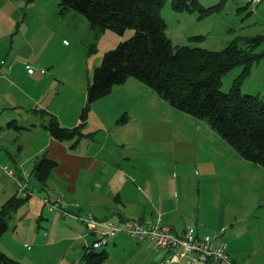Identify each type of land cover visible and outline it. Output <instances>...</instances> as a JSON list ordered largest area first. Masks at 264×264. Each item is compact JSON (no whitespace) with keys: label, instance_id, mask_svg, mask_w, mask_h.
I'll list each match as a JSON object with an SVG mask.
<instances>
[{"label":"crops","instance_id":"0c3cea01","mask_svg":"<svg viewBox=\"0 0 264 264\" xmlns=\"http://www.w3.org/2000/svg\"><path fill=\"white\" fill-rule=\"evenodd\" d=\"M50 1L33 0L25 5L22 0L20 9L25 11L13 30L14 16L0 19V40L9 39L5 43L0 41V206L12 196H20L18 183L26 189L33 188L28 189L31 196L27 202L11 217L9 229L0 238V250L21 264L45 261L46 251H51L57 259L63 245L78 253L73 244L84 241L87 230L77 220L43 207L42 199L48 197L59 198L69 206L70 212H90L100 220L159 214L176 235L190 228L201 237L223 242L234 261L264 264V216H254L256 210L245 208L249 202L252 206L259 205L260 200L264 203V188L258 186L241 197L237 194L225 197L223 192L232 191L217 189L213 198L210 190L211 195L202 199L200 191L193 197L190 184L183 183L190 176L180 178V184L173 181L171 170L187 161L182 158H178L180 163L168 161L164 154H171L172 146L163 152L157 149L161 148L160 143L172 144L179 135L196 142L178 124L166 123L167 116L187 123L191 119L189 115L174 113L160 100L152 102L158 96L138 80L128 78L90 105L82 128L83 137L75 148L70 147L73 141H56L42 128L48 118L33 110L48 112L66 128L79 125L87 85L103 57L99 55L94 61L82 55L80 59L73 57L74 46L67 45L66 41L70 28L77 20L83 28L87 25L73 11L59 16L57 0L48 5ZM255 10L259 14L258 25L264 31V1ZM15 44L19 45L16 50ZM143 101H149L146 107ZM159 111L164 113L162 118L158 125L152 124ZM122 115L125 120L119 123ZM149 146L151 166L143 168V156L149 153ZM42 156L57 163L44 188L32 174ZM245 164L240 165L251 174L264 175L262 167ZM200 179L203 178L199 176ZM212 213V220H202ZM64 218L71 221L66 222ZM76 221L80 230H76ZM91 240L94 241L93 235ZM106 247H110L112 254L131 253L124 264H170L164 261L166 251L150 243H135L120 233L109 236Z\"/></svg>","mask_w":264,"mask_h":264},{"label":"trees","instance_id":"16d2710c","mask_svg":"<svg viewBox=\"0 0 264 264\" xmlns=\"http://www.w3.org/2000/svg\"><path fill=\"white\" fill-rule=\"evenodd\" d=\"M25 5L33 0H24ZM165 0H59L57 13L64 17L73 11L89 24L90 34L98 39L105 30L122 35L133 29L134 35L104 53L95 67L86 88V102L79 116V125L61 126L44 110H33L47 117L42 124L56 141H73L76 147L83 137L90 105L106 96L113 86L134 78L151 88L159 99L175 110L205 121L243 160L264 168V99L259 95L242 94L241 82L255 61L264 59V50L256 49L264 35L238 37L220 51L173 45L167 38L166 24L160 15ZM198 5L196 0H171V9L179 13L198 11L200 16L218 8ZM192 39H198L194 37ZM91 51H95L93 45ZM242 68L227 93L221 91V78L231 69ZM125 115L118 122L122 123ZM57 163L42 156L32 174L44 188ZM31 192V191H30ZM31 195L12 196L0 206V238L9 229V221ZM91 248V247H90ZM105 250L85 249L80 264H102ZM0 264H21L0 250Z\"/></svg>","mask_w":264,"mask_h":264},{"label":"rangeland","instance_id":"374dc122","mask_svg":"<svg viewBox=\"0 0 264 264\" xmlns=\"http://www.w3.org/2000/svg\"><path fill=\"white\" fill-rule=\"evenodd\" d=\"M3 1L5 2L3 3ZM196 1L199 6L204 8L218 4H220V6L206 15H202V17L196 10L179 13L173 12L171 9V0H165L160 10V15L167 27L165 34L175 46L186 45L192 48L220 51L224 49L229 42L238 37H254L255 35L264 34L262 27L258 25L260 23L257 20L259 14H255V12L258 11L255 10V8L259 3H252L249 0V2L246 0ZM21 2L22 0H0V19L5 17L10 18V16L16 18L12 30L17 27L16 24L20 23H17V21L22 11H25V9H20ZM58 2L59 0H57V3ZM51 4H53V0L48 2V5ZM71 13L77 15V17H79L78 19L87 25L86 28H83L81 22L77 20L76 24L72 25L70 28V36L66 38L68 42L67 45L70 44L74 46L73 57L75 59H80L82 55L83 58L94 61V59H97V56L100 55L102 57L105 52L114 49L120 42L130 39L134 35L133 29H127L122 35H118L110 30H105L100 34L98 39H94L90 34V29H88L87 21L80 14H76L75 12ZM71 22L73 24V18ZM16 34L17 32L13 35ZM8 36L9 34L6 37ZM194 37H198V39H192ZM0 41L5 43V41L9 42V39L5 38ZM92 45L95 51H91ZM18 47L19 45L15 44L13 49L16 50ZM262 50H264V42L256 49L257 52H261ZM63 56L64 52L61 54V57ZM241 70L242 68L237 66L222 76L221 91L223 93L229 91L233 80L238 76ZM144 86L157 95L151 88L146 85ZM240 92L242 94L259 95L264 99V59L255 61L251 65L249 75L241 82ZM158 100L164 103V105H166L165 107H168V109H172L174 113H181L187 116V114L170 107L158 97H153L152 102H158ZM147 102L143 101L142 105L146 107L148 105ZM163 114L162 111L157 112L152 124L158 125L157 123H159ZM187 117L191 119V122L187 123L181 118H170L167 116L166 123L168 126L178 124L182 130L189 131L187 134L189 136H194L196 142L188 139L186 135H179L176 138L178 141L175 140L172 144L160 143L161 148L157 149L159 152H163L172 146V151H169L171 154L168 152L164 154L168 161H174L176 163V161H179L178 158L186 159V164H177L171 170L170 178L173 181L177 180L178 182L183 176H185V178L190 176L189 179L185 180L183 183L190 184L189 190L193 197H196L200 191V195L202 193V199L207 194L211 195L210 190L212 193L217 189L232 191L223 192V194L225 197H233L235 194H237V197H241L246 196L253 191V189H258V186L264 188V175L256 172L251 174L249 169L243 168L240 165L241 163L252 165L251 163L242 158L240 159V156L225 142V140L214 132L205 121L191 116ZM197 130L201 132H196ZM179 141H182L181 143L185 146L183 147ZM151 155L152 150L149 146V153L147 151V155L143 156V168L151 166ZM262 171L264 173V168ZM199 176L203 179L198 180ZM178 183L180 184V182ZM203 188H206V190ZM28 189L33 190L31 186L28 187ZM215 195L217 194L214 193L211 196L214 198ZM192 202L193 199L190 204H192ZM245 208L248 210H256L254 216L258 214L264 216L263 210H261L264 209L262 200L259 201V205L253 204V206L251 202H249L247 205L245 204ZM232 209L237 212L239 211L236 207H232ZM213 217L214 213L209 214L202 220L210 221ZM64 220L66 222L71 221L65 218ZM76 230H80L78 222ZM86 230H82V232L84 233ZM86 232L87 238L84 241L79 240L75 245L73 244L76 250H78L77 254L65 249L63 245L59 258L55 259L56 257L51 251H46V260L40 261L37 264H80L83 252H85L84 248L87 247L89 250H92L90 248L92 244V234ZM102 250L108 252L107 254L105 251L107 258L102 264H124L131 257V253L127 252L112 254L109 252L110 247L107 248L106 246L94 250V252Z\"/></svg>","mask_w":264,"mask_h":264},{"label":"built area","instance_id":"2783aa9c","mask_svg":"<svg viewBox=\"0 0 264 264\" xmlns=\"http://www.w3.org/2000/svg\"><path fill=\"white\" fill-rule=\"evenodd\" d=\"M249 1L261 3L264 0ZM1 168L11 174L6 166ZM18 184L21 197L31 195L21 183ZM42 205L50 212L56 211L64 217L82 223L87 231L94 235L92 250L106 246L109 236L120 233L135 243H150L157 249L166 251L167 256L164 261L170 264H243L231 259L224 243L216 242L213 237H201L190 228L179 235L174 234L159 214L136 219L100 220L90 212H70L69 206L63 204L59 198H44Z\"/></svg>","mask_w":264,"mask_h":264}]
</instances>
